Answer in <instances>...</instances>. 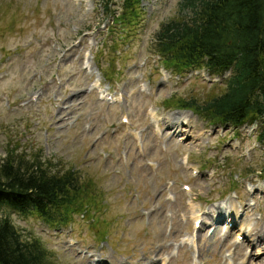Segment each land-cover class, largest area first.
<instances>
[{"label":"rangeland","instance_id":"1","mask_svg":"<svg viewBox=\"0 0 264 264\" xmlns=\"http://www.w3.org/2000/svg\"><path fill=\"white\" fill-rule=\"evenodd\" d=\"M103 1L0 0V158L9 148L41 152L56 172L92 182L101 200L58 229L7 209L0 218L39 240L54 264H264V196L256 193L264 179L252 175L264 163L258 125L209 126L163 104L201 100L231 72L183 80L155 56L154 36L178 17L181 0H143L134 33L115 25ZM97 81L120 103L100 100ZM221 200L238 208L239 229L197 234L192 208L210 214Z\"/></svg>","mask_w":264,"mask_h":264},{"label":"trees","instance_id":"2","mask_svg":"<svg viewBox=\"0 0 264 264\" xmlns=\"http://www.w3.org/2000/svg\"><path fill=\"white\" fill-rule=\"evenodd\" d=\"M142 2L123 0L120 8L112 0L102 4L122 32L134 33L142 21ZM152 50L178 75L202 69L215 75L231 72L201 100L174 96L164 106L192 111L211 125L257 122L264 145V0H181L178 17L161 25ZM54 168L41 152L27 156L9 148L0 158V212L7 209L58 229L100 206L92 182H84L76 170L58 173ZM254 174L264 175V163ZM50 257L39 240L28 241L9 217L0 218V264H54Z\"/></svg>","mask_w":264,"mask_h":264},{"label":"bare ground","instance_id":"3","mask_svg":"<svg viewBox=\"0 0 264 264\" xmlns=\"http://www.w3.org/2000/svg\"><path fill=\"white\" fill-rule=\"evenodd\" d=\"M98 84H99V81H97L96 85H98ZM155 117H157V115H156V116H154V118H155ZM217 216H219V215H217Z\"/></svg>","mask_w":264,"mask_h":264}]
</instances>
